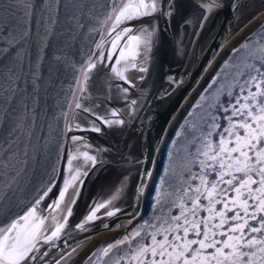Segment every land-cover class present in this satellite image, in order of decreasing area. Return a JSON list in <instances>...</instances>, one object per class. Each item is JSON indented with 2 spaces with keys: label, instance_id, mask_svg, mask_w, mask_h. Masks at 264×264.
I'll return each mask as SVG.
<instances>
[{
  "label": "snow or ice",
  "instance_id": "1",
  "mask_svg": "<svg viewBox=\"0 0 264 264\" xmlns=\"http://www.w3.org/2000/svg\"><path fill=\"white\" fill-rule=\"evenodd\" d=\"M201 2L206 11H211L216 6V0ZM55 3L58 14L60 0H55ZM21 9L26 24L20 19ZM179 10V0H159V7L158 0H121L119 6L114 0L112 9L104 21L110 22L112 29L107 33L111 47L120 49V58L114 63L121 65L122 61L129 62L124 58L123 51L127 45L117 44L116 41L126 36L128 41L133 42V47L138 48L143 44L145 50H148L158 30L154 24L152 27H144L140 35L133 34L132 26H125L116 32L121 24L156 16L157 13L170 18ZM33 13L34 6L30 0H0V41L8 45L7 48H0V56L6 57L10 49L16 48L15 58L19 61V70L13 66L6 72L0 71V123L5 119L12 120L8 132L9 140L6 141L7 150L0 146V152H3V155H0V170L5 168V160L8 161L7 166H11V161L19 155L14 151V148L18 147L17 140L24 135L25 129L30 138L33 125L39 118V93L41 81L44 79L43 53L47 48L46 41L55 34L58 20L50 19L47 23L40 21L45 24V42L35 63L29 57L28 69L25 72L19 45L31 36ZM87 15L85 7L74 8L68 13L69 36L73 25L81 29L85 27L83 18ZM206 19L205 14L202 22ZM21 27L23 31H18ZM113 32L115 37L112 36ZM5 33L7 40H4ZM252 39L249 37L240 49H234L237 54L243 49H248L247 59L237 66L243 70L237 71L233 76V84L229 90L221 88L216 103L208 105L209 112L201 118L198 126L199 135L193 133V151H190L186 158L183 173L169 185L170 196L167 204H162V207L175 208L177 214H172L170 210L158 217L156 223L146 222L147 227L152 229L150 233L142 225L122 239L107 243L100 251L103 256H114L113 264H264V40H259L250 47ZM96 47L100 48V45L97 44ZM252 47L255 52L251 50ZM96 55L97 61L90 60L91 69H95L97 64L103 63L105 59H111V56ZM53 60L58 65L64 62L60 55L53 57ZM132 67H136L135 63H132ZM111 70L125 83H131L125 80L117 67ZM139 70L148 71L143 67ZM88 78L89 74L86 72L85 79ZM79 84L78 80L75 81V85ZM213 84H210L209 88ZM127 91L125 88L124 92ZM219 96L224 99L221 100ZM132 103L135 104V101ZM75 109L86 114L85 119L91 117L90 127L87 123L81 125L77 121L73 125L76 130L100 133L101 125L122 126L124 123L123 120H109L106 115H101L79 102L75 103ZM112 115L118 113L113 111ZM221 119L225 122L223 125ZM71 130L72 127L69 128V131ZM213 137L216 139L213 140ZM70 139L74 143V153H79L81 147H88V151H84L83 155L95 168L99 161L95 154L90 155L89 152L94 153L99 149L85 145L79 136H72ZM27 154L24 150L23 155ZM77 158L78 155L70 153L67 160L68 175L58 193V199H63L69 185L75 186L76 182H79L76 194L77 198L79 197L84 180L81 179L80 170L72 164ZM193 168L197 170L193 171ZM84 176H87V173H84ZM53 187L54 184H50L35 204L39 205ZM142 190L143 185H139L137 192L141 193ZM56 203L54 200L49 208H54ZM74 203L75 201L73 205ZM36 211L33 207L20 219L27 222L29 217L35 216ZM201 213L206 215L202 216ZM112 215V212L108 213V216ZM87 219L93 220L94 214H90ZM42 224V220L37 223L35 219L31 223H25L23 227L12 223L9 228L0 232V264H29L37 259L36 254L40 252L42 239ZM63 227L62 224L58 225L51 235L43 237V242L50 243L58 238ZM47 255V252L40 253V257ZM89 260L91 261L92 257H89ZM56 264H60V261H56Z\"/></svg>",
  "mask_w": 264,
  "mask_h": 264
},
{
  "label": "water",
  "instance_id": "2",
  "mask_svg": "<svg viewBox=\"0 0 264 264\" xmlns=\"http://www.w3.org/2000/svg\"><path fill=\"white\" fill-rule=\"evenodd\" d=\"M120 2L116 0L117 6ZM207 2L210 0H205ZM113 3L114 0H111L105 19ZM179 6L180 10L173 17L165 18L157 13L156 16L121 24L116 29L119 32L125 26H132L135 35H140L144 27L154 24L158 29L148 50L143 44L133 47V42L128 41L126 36L116 41L117 44L127 45L123 51L124 58L129 62L122 61L121 65L114 63L120 58V49L111 47L107 33L112 29L110 22L105 23L104 19L67 111L59 170L52 183L54 187L39 205L34 203L19 217L0 227V232H3L12 223L23 227L34 219L37 223L43 221L40 252L36 254L38 258L29 264H56V261L66 264L93 238L115 231L121 223L139 215L145 205L146 190L159 147L173 119L205 78L223 47L264 14V0H216V6L211 11H206L201 0H179ZM205 14L207 19L202 22ZM112 36L115 37V32ZM97 44L100 48L96 47ZM96 54L111 56V59H105L91 69L89 63L90 60L97 61ZM132 63H135V68ZM113 67H117L125 80L131 83L117 77L111 70ZM142 67L148 71H140ZM86 72L88 79H85ZM77 102L106 115L109 120H123L124 123L122 126L101 125L100 133L76 130L73 125L77 121L91 126V117L85 119L86 114L75 109ZM113 111L118 115L113 116ZM72 136H79L85 145L99 149L89 152L90 155L95 154L99 161L95 168L83 155L88 147H81L79 153L73 152ZM70 153L78 155L72 164L80 170L83 187L77 198L79 182L75 186L69 185L64 198L58 199L68 175ZM139 185H143L141 193L137 192ZM54 200L57 201L56 206L49 208ZM33 207L37 209L35 216L29 217L27 222L21 220ZM109 212L113 215L108 216ZM90 214H94L91 221L87 219ZM61 224L64 227L58 238L44 243L43 237L51 235ZM42 252L48 255L40 257Z\"/></svg>",
  "mask_w": 264,
  "mask_h": 264
},
{
  "label": "rangeland",
  "instance_id": "3",
  "mask_svg": "<svg viewBox=\"0 0 264 264\" xmlns=\"http://www.w3.org/2000/svg\"><path fill=\"white\" fill-rule=\"evenodd\" d=\"M110 2L111 0H60L57 14L55 0H30L34 6L31 18L32 33L26 42L19 45L25 72L28 69L29 57L35 63L45 42V24L40 21L47 23L50 19H57L58 23L55 25V34L46 41L47 48L43 53L44 79L41 81L39 93V118L33 125L31 137H28L27 129H25L24 135L17 140L18 147L14 148V151L19 155L11 161V166H7L8 161L5 160L6 166L0 170V227L27 211L55 181L63 149L65 120L76 86L75 81L79 79ZM79 7H85L88 13L83 18L85 27L81 29L73 25L71 36H69L67 15L74 8ZM262 16L250 23L247 27L254 25L250 26L245 33L246 27L229 41L232 42L229 50L222 49L220 58L217 57L216 63L211 65L205 78L193 92V96H189L185 106H182L181 111L179 110L173 119L157 153L143 210L133 220L121 223L117 230L105 232L93 238L66 264H113L115 257L103 256L100 251L107 243L122 239L142 225L150 233L152 229L147 227L146 222L156 223L158 217L167 214L170 210L172 214H177L175 208L162 207V204H167L170 196L169 185L183 173L186 158L189 152L193 151L191 148L193 133L199 135L198 126L201 118L209 112L208 105L215 104L219 90L221 88L225 91L229 90L233 84V76L237 71L243 70L242 67L237 68V66L242 65L247 59L248 49H243L238 54L234 52V49H240L249 37L253 38L250 47L257 41L264 40V31H262L264 19L260 20ZM20 19L22 23H27L23 17V9H21ZM18 31H23V27ZM4 40H7V33ZM7 47L6 43L0 41V48ZM251 50L255 52L254 47ZM16 51V48H12L6 57L0 56V71L6 72L13 66L19 70V61L15 58ZM57 55L64 58L63 64L58 65L54 62L53 57ZM213 81H215L214 84ZM210 84H213L211 88H209ZM219 98L224 99L223 96ZM224 123L221 119V124ZM11 125L10 119L0 123V146H3L5 151L8 147L6 141L9 140L8 132ZM215 139L216 137H213V140ZM24 150L27 151V156L23 155ZM0 155H3V152H0ZM196 170L193 168V171ZM217 207L220 206L217 205ZM93 253L97 255L92 256ZM89 257H92L91 261Z\"/></svg>",
  "mask_w": 264,
  "mask_h": 264
},
{
  "label": "bare ground",
  "instance_id": "4",
  "mask_svg": "<svg viewBox=\"0 0 264 264\" xmlns=\"http://www.w3.org/2000/svg\"><path fill=\"white\" fill-rule=\"evenodd\" d=\"M263 19H264V15L260 18V20H263ZM253 25H254V24H253ZM253 25H252V26H253ZM250 26H251V25H250ZM250 26H249V27H250ZM252 26H251V27H252ZM249 27H246V28H245L244 33L249 29ZM231 45H232V42H231V43H230V42L227 43V44L223 47V50H229L230 47H231ZM223 50H221V51H223ZM217 57H218V56H217ZM218 58H220V55H219ZM216 60H217V58H216L215 61L213 62V65L216 63ZM210 68H211V67H210ZM195 91H196V90H195ZM195 91H194V92H195ZM191 95L193 96V93H191ZM192 96H191V97H192ZM185 104H186V103H185ZM184 106H185V105H183V107H184ZM183 107H181V109H182ZM181 109H180V111H181ZM178 113H179V112H178Z\"/></svg>",
  "mask_w": 264,
  "mask_h": 264
}]
</instances>
